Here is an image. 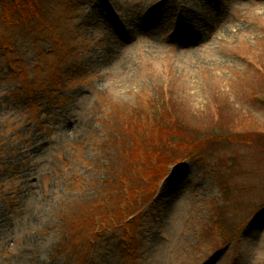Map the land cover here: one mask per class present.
<instances>
[{
	"label": "rangeland",
	"instance_id": "1",
	"mask_svg": "<svg viewBox=\"0 0 264 264\" xmlns=\"http://www.w3.org/2000/svg\"><path fill=\"white\" fill-rule=\"evenodd\" d=\"M1 7L0 264H264V210L243 206L264 207V0H42L14 26ZM164 110L181 159L125 200L140 179L120 149L142 137L120 118ZM218 219L245 220L235 243Z\"/></svg>",
	"mask_w": 264,
	"mask_h": 264
},
{
	"label": "trees",
	"instance_id": "2",
	"mask_svg": "<svg viewBox=\"0 0 264 264\" xmlns=\"http://www.w3.org/2000/svg\"><path fill=\"white\" fill-rule=\"evenodd\" d=\"M264 85V82H263ZM223 113V112H222ZM220 115V112H218ZM170 112H143L139 115L140 120L131 119L132 124L127 125L122 118H120L119 127L124 130L127 134L124 137H128L133 131H137L138 134L142 137L141 141L138 143L137 147L130 148V146H122L120 149L125 154V162L128 163V166H131L135 169L136 174L139 179L145 178L147 180H152L156 176H160L166 171V166L169 164L177 163L175 160H180L181 157L179 156L178 149L183 148V145L177 142H173L171 134L173 133V126L167 122V118H169ZM181 120H184L181 119ZM180 120V121H181ZM173 124H176V121L171 119ZM254 122V121H252ZM257 127V126H256ZM132 128V129H131ZM262 129H250V130H237L236 132H231L226 130L224 139L240 141L241 139L246 141H253L258 140L257 136L262 133ZM230 133V134H229ZM241 138V139H240ZM223 140L221 145H225ZM197 147V142L192 147ZM264 160V158H263ZM227 161L226 159H222V162ZM233 163L226 162V166H231ZM124 174L121 175V179L126 180L127 178V168H122ZM257 187L255 185L248 186L247 184L244 185V189L246 188H254ZM226 191V190H225ZM132 200H135V192L132 190ZM264 201V198L259 200L258 202ZM246 208H253V207H263L260 206V203L257 202H250L247 204H243ZM243 207V208H244ZM221 210L224 212V217L222 221L227 219L226 215V206L223 205L220 207ZM222 212L217 213V217H221ZM245 216L242 217L244 219ZM245 224V220L241 222L239 228ZM212 229L214 232H219L223 236H228L223 226L220 224V219L216 222L212 223ZM238 229L237 231H240ZM237 234V232H235Z\"/></svg>",
	"mask_w": 264,
	"mask_h": 264
},
{
	"label": "bare ground",
	"instance_id": "3",
	"mask_svg": "<svg viewBox=\"0 0 264 264\" xmlns=\"http://www.w3.org/2000/svg\"><path fill=\"white\" fill-rule=\"evenodd\" d=\"M31 10H32V11H36V9H35V8H33V7H31Z\"/></svg>",
	"mask_w": 264,
	"mask_h": 264
}]
</instances>
